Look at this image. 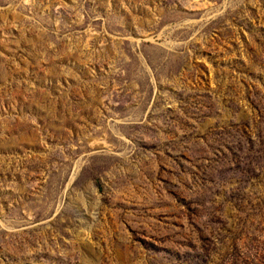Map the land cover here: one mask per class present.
Returning <instances> with one entry per match:
<instances>
[{"label": "rangeland", "instance_id": "rangeland-1", "mask_svg": "<svg viewBox=\"0 0 264 264\" xmlns=\"http://www.w3.org/2000/svg\"><path fill=\"white\" fill-rule=\"evenodd\" d=\"M0 264H264V0H0Z\"/></svg>", "mask_w": 264, "mask_h": 264}]
</instances>
